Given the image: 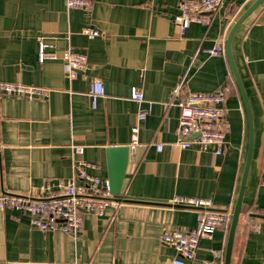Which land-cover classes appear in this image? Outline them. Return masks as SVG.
<instances>
[{
    "label": "crops",
    "instance_id": "1",
    "mask_svg": "<svg viewBox=\"0 0 264 264\" xmlns=\"http://www.w3.org/2000/svg\"><path fill=\"white\" fill-rule=\"evenodd\" d=\"M94 9L66 7L65 0H0V81L52 90L48 99L0 94V194H59L78 159L95 162L91 173L109 178L107 148L130 146L137 114L140 146L129 151L118 207L84 215L76 235L33 229L17 210H0V264H172L176 249L161 240L165 228L188 231L198 209L171 204L176 197L210 199L231 218L201 238L189 264L225 263L233 212L250 145V121L229 58L207 51L228 35L256 0H224L209 25L194 22L182 32L174 19L178 0H93ZM85 26L101 31L83 33ZM56 59L39 60V38ZM86 53L90 68L69 78L63 53ZM232 52L252 114L253 152L231 264H264V2L239 26ZM95 79L105 95L93 107ZM213 92L229 85L225 105L231 128L225 151L182 148L180 108L170 104L175 86ZM138 90L145 101L132 99ZM162 143L159 151L157 145ZM72 145H83L77 154ZM130 149V148H129ZM112 217L115 220H112ZM258 224V227H253Z\"/></svg>",
    "mask_w": 264,
    "mask_h": 264
},
{
    "label": "built area",
    "instance_id": "2",
    "mask_svg": "<svg viewBox=\"0 0 264 264\" xmlns=\"http://www.w3.org/2000/svg\"><path fill=\"white\" fill-rule=\"evenodd\" d=\"M68 9L77 8L91 13L94 9L93 0H65ZM224 0H178L180 13L174 22L184 32L190 24L197 22L209 25L214 13L220 9ZM83 33L89 36H99L101 31L91 26H85ZM53 45L39 38V60L58 58L56 53L47 49ZM211 56H224L227 54L226 38L216 39L212 48L207 50ZM68 68L69 78L77 77L81 72L90 68L86 53L73 47L67 49L62 56ZM52 90L46 87L0 81V94L48 99ZM231 92V87L225 85L213 92L187 91L185 79H181L175 86L170 104H176L180 108L179 125L177 129L178 144L186 149L197 145L202 150L215 146V153L223 154L227 133L231 124L228 117V109L225 102ZM105 95V87L100 79L92 83L90 96L93 107L97 106L100 97ZM132 99L144 102V94L138 90L132 93ZM152 110L151 103L148 108L137 114V123L132 127L131 152L141 145L139 141L140 124L146 120ZM77 154L84 152L83 145H72ZM162 151L163 144L157 145ZM99 165L92 161L78 159L75 163V173L71 179L58 182L59 194L46 195L45 191L52 188L50 182L42 185L44 194H0V210H17L29 217L33 229L40 231L61 230L65 233L76 235L83 228L84 215L92 213L97 216L105 215L108 206L118 208L124 201V196L118 199L111 191L109 178H101L91 170L98 169ZM171 204L195 207L198 209L196 226L188 231L181 229L165 228L161 234L163 243L174 247L178 257L172 260V264H189L195 257L202 237L214 233L220 226L228 222L231 213L228 210H214L210 199L178 196ZM112 220H115L112 217ZM258 227V224H253ZM205 264H223L221 261H207Z\"/></svg>",
    "mask_w": 264,
    "mask_h": 264
},
{
    "label": "water",
    "instance_id": "3",
    "mask_svg": "<svg viewBox=\"0 0 264 264\" xmlns=\"http://www.w3.org/2000/svg\"><path fill=\"white\" fill-rule=\"evenodd\" d=\"M264 0H256L241 16L240 18L235 22L233 25L227 41H226V48H227V56L229 58L232 71L234 73L235 79L237 81L238 87L240 89L241 95L243 97V100L245 102L246 108L248 110L249 114V121H250V145H249V152H248V158L246 162V168L244 171L240 192L238 196L237 203L234 208L233 212V218L232 223L230 227V233H229V239H228V245H227V252L225 257V263L224 264H231L232 259V250L234 245V238L236 229L240 220V215L242 212V204H243V197H244V191L246 186V180L248 176V171L250 167V161L252 157L253 152V128H252V114H251V108L248 101V96L245 90V87L242 82V78L239 74L238 68L236 66V63L234 61L233 52H232V40L234 37V34L236 33L239 26L243 23V21L262 3ZM129 147L128 146H112L107 148V160H108V168H109V176L111 181V191L114 195H119L121 193L124 178L126 174V169L128 165V158H129ZM261 217H264L262 215H258Z\"/></svg>",
    "mask_w": 264,
    "mask_h": 264
}]
</instances>
